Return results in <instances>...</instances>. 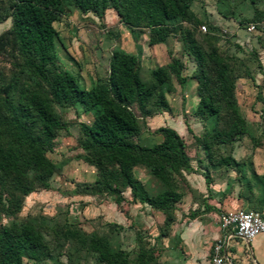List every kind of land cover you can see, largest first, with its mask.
I'll return each instance as SVG.
<instances>
[{
  "label": "trees",
  "instance_id": "1",
  "mask_svg": "<svg viewBox=\"0 0 264 264\" xmlns=\"http://www.w3.org/2000/svg\"><path fill=\"white\" fill-rule=\"evenodd\" d=\"M191 1L7 0V12L0 21L8 18L9 25L0 33V45L8 39L12 42L20 57L17 73L24 79L18 85L5 86L0 99V196L5 195L4 212H18L24 196L36 188L48 187L54 169L45 152L51 148L56 132L61 128L54 104L79 105L91 114L89 123L78 125L81 159L95 170V178L87 189L90 195L108 192L119 204L126 190L131 201L145 203L161 212L166 227L179 198L177 181L182 171L191 169L184 140L169 126L160 125L153 130L160 138L158 142L140 144L137 141L140 125L133 111L136 110L141 119L162 111L169 112L165 92L172 88L170 74L178 84L184 79L181 59L171 57L167 64L151 68L150 81L142 82L138 58L115 48L108 55L104 79L88 89L81 88L55 63L52 22L66 7L81 13L91 12L96 17H102L110 8L130 32L146 29L149 45L165 42L170 31H177L183 53L190 56L194 64L197 102L192 116L202 125L207 118H212L210 129L203 126L202 132L194 135L193 140L201 147L210 165L237 163L221 149L226 145L231 147L246 130L234 97L237 77L233 61L212 46L205 51L198 42L199 32L179 25L180 22H196L190 11ZM252 20L250 22L264 19ZM162 86H165V92L161 91ZM218 100L228 112L221 125L217 124ZM136 165L149 170L159 182L160 191L150 194L144 188L133 174ZM203 177L208 182L207 168ZM262 179L264 182V175ZM246 205L251 207L246 210L264 216V195ZM61 234L75 241L98 264H156L153 246H143L138 231L137 249L133 252L112 247L106 237L95 232L63 228ZM50 256L51 251L40 229L32 222L13 221L0 226V264H21L24 258L39 261ZM54 264L73 263L57 260Z\"/></svg>",
  "mask_w": 264,
  "mask_h": 264
},
{
  "label": "rangeland",
  "instance_id": "2",
  "mask_svg": "<svg viewBox=\"0 0 264 264\" xmlns=\"http://www.w3.org/2000/svg\"><path fill=\"white\" fill-rule=\"evenodd\" d=\"M7 6V0H0V17L7 12ZM190 11L196 22H180L179 25L198 31V42L205 51L212 46L233 61L232 67L237 77L235 82H238L234 83L238 112L242 115L251 114L257 121V125L250 128L248 126V130L232 142L231 147L243 150V158L251 154L250 150L255 146H260L264 152V121L260 119L264 116V29L247 32L244 28L252 19H264V0H192ZM8 25V18L1 20L0 33ZM200 25H204V31L200 29ZM52 26L55 31L53 42L56 66L81 88L88 89L104 79L108 55L115 48L138 58V72L142 82L150 81L151 68L167 64L171 57L180 58L181 75L184 77L182 83L178 84L170 74L171 91L165 92V86L160 88L165 92L169 112L162 111L141 119L138 112L133 110L140 125L137 141L144 145L156 142L157 135L153 130L157 126L166 125L182 133L186 149L194 159L193 153H196L197 146L193 136L199 135L203 126L209 130L212 118H207L202 125L192 116L197 102L194 64L191 57L183 53L182 41L177 31H170L165 42L149 45L146 29L130 32L117 20L110 8L104 11L102 17H96L91 12L81 13L72 7H66L63 14L52 22ZM19 62L20 57L12 42L9 39L2 41L0 99L4 95L5 86L11 83L18 85L24 79L17 73ZM218 105L220 114L217 116V124L221 125L225 123V113L228 112L220 100ZM53 109L60 117L61 128L56 132L51 148L45 152L54 169L48 179V187L29 192L23 197L19 211L14 214L4 212L5 195L0 196V226L13 221H30L40 229L51 251L49 258L39 261L24 258L21 264H54L57 260L73 264H98L75 241L62 236L63 228L84 233L95 232L106 237L114 248L135 251L136 231L130 225H121L123 204L116 205L111 193L90 195L87 192L88 185L95 178V170L81 159L78 125L81 122L89 123L91 114L83 111L79 105L54 104ZM229 147L226 145L224 150L221 147L222 152ZM197 152L200 164L208 166L203 150L197 148ZM133 174L147 176L146 171L141 168L133 169ZM149 179L147 188L150 194L160 191L159 182L152 176ZM240 208L251 207L243 205ZM110 221L120 225H110ZM139 235L143 238V246L151 245V236L143 233Z\"/></svg>",
  "mask_w": 264,
  "mask_h": 264
},
{
  "label": "crops",
  "instance_id": "3",
  "mask_svg": "<svg viewBox=\"0 0 264 264\" xmlns=\"http://www.w3.org/2000/svg\"><path fill=\"white\" fill-rule=\"evenodd\" d=\"M239 114L247 130L248 126L250 128L257 125L253 115ZM261 118L264 121V116ZM177 133L182 137L179 130ZM159 140L157 136L156 142ZM196 146L194 159L184 147L191 169L182 171L181 178L177 181L179 198L174 204L168 226L163 225L164 217L161 212L145 203L131 201L126 190L122 193L123 200L119 203L124 208L121 225H130L135 231L151 236L156 264H210V248L221 236L217 224L219 216L248 202L253 203L264 195V152L260 146L253 147L251 154L244 158L241 154L243 150L235 146L229 147L223 154L230 155L237 163L228 166H213L208 163L209 167L200 164L197 148L201 147ZM136 168L146 171L147 176L135 177L150 193L147 188L151 176L149 170L140 165L133 167ZM206 168L208 182L203 177ZM110 222L120 225L115 221ZM226 255L229 264H264V232L258 233L246 243L230 239Z\"/></svg>",
  "mask_w": 264,
  "mask_h": 264
},
{
  "label": "built area",
  "instance_id": "4",
  "mask_svg": "<svg viewBox=\"0 0 264 264\" xmlns=\"http://www.w3.org/2000/svg\"><path fill=\"white\" fill-rule=\"evenodd\" d=\"M202 31L204 25L199 26ZM247 32L264 29V20L248 22L244 25ZM221 236L217 238L210 248V264H229L226 249L230 239L248 242L258 233L264 232V216L254 210L242 208L221 214L217 220Z\"/></svg>",
  "mask_w": 264,
  "mask_h": 264
}]
</instances>
